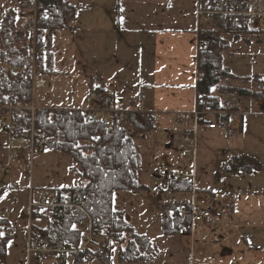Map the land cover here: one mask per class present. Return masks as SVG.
<instances>
[{
  "label": "rangeland",
  "instance_id": "374dc122",
  "mask_svg": "<svg viewBox=\"0 0 264 264\" xmlns=\"http://www.w3.org/2000/svg\"><path fill=\"white\" fill-rule=\"evenodd\" d=\"M68 1L77 6L75 34L72 37L66 31L55 33L53 48L64 53L61 57L68 59L70 63L66 66L67 70L64 69L59 76L48 77L50 83L46 89H33L32 103L36 109L80 108L84 98L89 96L91 80L96 78L103 80L109 87L115 83L118 97L130 103V99L142 95L143 90L148 88L146 84L140 85L138 78L133 74L135 64L138 65L135 55L144 52L145 47L131 49L128 55L126 50L118 49L114 45L116 25L119 23L120 27L124 28H131L134 23L149 26L152 25V20H156V24L163 27H173L180 24L181 18L190 15L192 6L196 7V0ZM19 8L18 0H0V19L5 10L19 11ZM144 20L149 22L144 24ZM108 23L110 27L107 28L104 24ZM235 36L241 38H227L230 49L224 53L225 66L239 75L240 70L243 69L244 73L249 70V74L245 75L250 76V79L242 81L243 87L242 82L238 85L255 93L258 83L253 81V76L264 72V36ZM209 50H213V47ZM145 53L147 56H143L144 59L152 56L149 51ZM150 65L147 61L146 69ZM116 66L118 68H115ZM213 92L217 93V88ZM221 97L222 101H235L239 98L230 95ZM252 100H255L254 97L242 99V114L236 111L231 115V127L227 135L216 133L215 138H210L200 133L197 138L200 122L197 123L193 117L196 125L193 132L196 142L198 141L193 171L190 169L192 161L182 157L180 145L170 143L171 136H167L166 130L171 126L169 120L168 125L160 123V126H155L143 137L134 135L135 145L140 148L143 159L139 182L146 186L148 191L115 193L113 207L125 214L137 234L147 235L157 246L158 256L155 264H190L194 256L197 260L199 257L202 259L204 255L209 264H264V101H256L255 107H251ZM1 133L0 130V143L4 135ZM237 156L243 157L246 167H251L252 172H224V166ZM166 161L169 165H166ZM23 167L22 170L14 165L10 170L16 173L21 171L19 179L16 180L22 186L27 185V171L32 173L29 184L35 189V200L44 189L65 190L79 182L74 172L73 160L50 148L43 154L35 155L32 170L26 165ZM177 172L183 179L192 180L198 191L200 190L197 199L205 198L209 204H215L224 213L217 228L204 224L208 226L206 236L199 244L195 243L194 251V246L187 247L190 244L188 234L192 235L191 231L176 237L162 233L161 205L166 200L184 202L177 193L165 194L166 174L172 176ZM11 180L8 174L0 176V186L8 188L0 200V211L4 208L12 210L13 214L9 220L14 228H21L24 226L23 222L15 220V215L19 209L26 211L29 198L25 193H21L24 190L9 188ZM18 234L19 232L16 235ZM183 237L187 238L186 242L182 240ZM225 249L233 251V254H225ZM223 253L225 256H222ZM21 254L11 242L4 264H18Z\"/></svg>",
  "mask_w": 264,
  "mask_h": 264
},
{
  "label": "trees",
  "instance_id": "16d2710c",
  "mask_svg": "<svg viewBox=\"0 0 264 264\" xmlns=\"http://www.w3.org/2000/svg\"><path fill=\"white\" fill-rule=\"evenodd\" d=\"M210 1L214 8L222 0ZM37 4L40 11L49 13L47 18H40L35 37L37 48L41 52L37 58L36 72L38 75L46 76L55 58L54 35L60 31H66L71 35L75 32L77 6L68 0H37ZM22 16L23 11L20 8L19 11L7 9L0 19V108L29 106L32 103L33 89L29 74L12 72L14 67L25 66L20 55L28 51V41L32 38L26 31L20 29ZM234 33L233 29L224 27H218L217 30L207 28L199 33L197 55L199 111L205 104L208 112L223 110V104L221 105L223 95L235 98L254 97L264 101L261 94L238 85L243 80L250 79L249 77H237L225 66L224 53L230 49L227 38H241ZM246 35L264 36V33L249 32ZM207 40L213 47L211 51L204 48ZM25 69L28 73L31 71L29 66ZM253 81L264 84V76L256 75ZM215 88L217 93L213 92ZM88 115L92 121L80 109H36L34 113L36 132L45 139L46 149L50 148L70 157L75 165L74 172L79 182L69 189L58 190L74 198L85 196L90 213L109 228L113 238L114 246L109 254L88 250L89 258L80 256L72 264H153L158 256L157 246L147 236L136 234L125 214L113 207L115 193L148 191V188L139 182L143 159L140 148L135 145L134 135L139 134V137H143L150 132L153 129L152 118L147 119L144 113H128L124 122L117 121L111 130H107L101 114L90 112ZM27 118H30L29 113ZM211 121L201 117L200 125H208ZM223 170L231 174L252 172L251 167H246L243 158L233 159ZM166 178L167 192H192L191 181L183 178L174 179L168 175ZM9 188L13 189L11 186ZM28 188L27 183L25 186L19 185L16 190ZM7 189L0 186V200ZM182 205L188 206L190 203L175 201L162 205L163 235L183 234L184 227L178 219V210ZM8 225V219L0 216V233H3ZM33 227L36 238L56 232L63 239L70 241L79 239L78 233L73 230L72 222L56 225L53 214H49L45 219H37ZM9 243L7 237L0 235V257L6 255Z\"/></svg>",
  "mask_w": 264,
  "mask_h": 264
},
{
  "label": "built area",
  "instance_id": "2783aa9c",
  "mask_svg": "<svg viewBox=\"0 0 264 264\" xmlns=\"http://www.w3.org/2000/svg\"><path fill=\"white\" fill-rule=\"evenodd\" d=\"M19 7L23 11L20 29L26 31L32 38L28 41V51L20 55V59L25 66H17L12 69L15 73H27L32 81V88H43L46 80L37 75L36 65L40 50L37 48L36 30L40 18H47L49 13L40 11L37 0H18ZM196 16L200 32L203 29L217 30L218 27L231 28L235 34H246L249 32L264 33V2L263 0H222L214 8L210 0H196ZM199 45V36L195 40ZM204 48H212L211 42L207 40ZM45 51V49H42ZM31 67L28 73L26 67ZM257 92L264 96V85H258ZM9 98V96H6ZM145 97L140 98V105H143ZM242 99L236 101H227L223 105V110L219 112H208L206 104L202 111L195 112L196 120L203 117L208 120V130L219 131L227 135L230 131L229 117L232 112L240 111ZM112 98L105 92L91 91L88 96L89 108L84 112L87 118L92 121L88 113L96 112L93 106L98 107L102 115V121L107 130H111L115 122H124L128 116V111H118L112 106ZM28 113L30 118L28 119ZM35 108L33 105L7 106L0 108V128L8 138V161L0 164V175L4 169L10 170L15 165L19 168L18 162L26 153L28 168L32 170L35 155L42 154L46 150L45 139L39 136L34 125ZM147 119H151V113H144ZM184 124V119L178 117L174 120V127L171 139L173 143L180 145L181 155L185 159H194L197 149L195 132L180 131V126ZM156 122L152 120L154 127ZM20 169V168H19ZM31 173V172H30ZM179 173L174 174L173 178L178 179ZM31 181V180H29ZM13 189L18 188V184L11 183ZM29 200L27 226L24 228V235L27 250L28 264H72L78 257L85 256L89 258L88 250L109 254L114 246L113 238L110 235L109 228L99 222L94 217L88 207L85 196L73 197L67 193H62L58 189H49L40 191L37 199L34 198L32 184H29ZM171 195V193H169ZM10 211L4 209L0 212L2 218H8ZM53 214L54 221L57 224L63 222H72L73 230L78 233V241H70L53 232L51 235H45L36 238L34 223L37 219L46 218ZM35 217H38L37 219ZM179 222L184 227L185 232H193L198 224H207L211 228H217L222 219L221 212L209 206L208 201L192 195L190 205H182L178 210ZM12 227L9 225L4 228L3 235L8 239L14 236ZM190 232V233H191ZM200 264H208L203 260Z\"/></svg>",
  "mask_w": 264,
  "mask_h": 264
},
{
  "label": "crops",
  "instance_id": "0c3cea01",
  "mask_svg": "<svg viewBox=\"0 0 264 264\" xmlns=\"http://www.w3.org/2000/svg\"><path fill=\"white\" fill-rule=\"evenodd\" d=\"M196 10L197 8L192 6V9L189 13L190 15L188 14L189 15L188 17L184 16L183 19L181 18L179 20L180 24L175 25L173 27H163L159 24H156V20H152L151 21L152 25H149V26H145V25L139 26V25H135L136 23H134L131 28L120 27L118 23L114 30L116 33L114 36L115 38L114 45L117 46L118 49L124 50V51L126 50V53L128 55L131 53L130 52L131 49H135L137 47L139 48L145 47L144 52H141L140 54L137 53L135 55V59L137 60L138 65L135 64L136 68L133 74H134V77L136 76L138 78L140 85L146 84L148 88L143 90L144 93L142 95L138 96L135 99H130V103H128L125 99H120L118 97V88L115 83L109 87L105 84L103 80H100L99 78L91 80L92 88L90 89L89 92L93 90H98V91L105 92L106 94L110 95L112 98V102H113L112 106L114 109L118 111H128V112L142 111V112L152 113L154 121L156 122V127L160 126V123L164 124L165 126L168 125L169 124L168 120H169L171 123V126L169 129H166L167 136L168 135L172 136L170 132H173L176 129V128L174 129V120L178 117H182L184 119V124L180 126L179 128L180 131L183 130L187 132H193L196 126L194 125L193 117H195L194 114H195V111L197 110V102H198L197 82L199 79V74L197 72V55L199 53V47L197 43L195 42L197 35L199 33ZM147 22H149V20L148 21L144 20V24H146ZM104 26L108 28L110 27V23L104 24ZM135 26H138V27H135ZM74 34L75 32L71 36L73 37ZM121 45H124V47H122ZM53 51L55 52V58L52 62V68L49 70L46 76L40 75L46 80L45 87L39 88L41 90L46 89V87L50 83L49 81L50 77L59 76L60 74H62L63 70L66 69V66L68 65V63H70L68 59H64L61 57V55L64 53H62L59 49L53 48ZM145 51H149L152 54V56L150 58L144 59L143 56L144 57L147 56V53H145ZM147 61H149L151 64L148 69H146L145 67V63ZM115 68H118V67L116 66ZM127 70H128V67H126L125 71ZM233 74L237 77H242V76L250 77L248 75H245V74H249V70H246V73H244L242 69L240 70V75L235 74V73ZM256 75L264 76V72L262 74H256ZM144 78L145 80H143ZM241 84L243 87L244 83L242 82ZM141 90L142 89L140 88V91ZM142 96L145 97V100H144L143 105H140V98ZM85 98H84L85 101L83 105L80 108H78L82 111L87 110L89 108L87 107L88 97L87 99ZM228 100L229 99L221 101V105L225 101H228ZM256 101L259 103H262L257 99L252 100L251 107L256 105L257 103ZM33 107L35 108V106ZM139 107H142L143 110L142 109L140 110ZM39 109L44 110L48 108H39ZM49 109H61V108H49ZM93 109L96 112L99 111L98 107L96 106H94ZM263 110H264V106H263ZM240 114L242 113L240 112ZM231 117L232 116H230L229 118L230 121H231ZM2 133L4 134L3 131ZM200 133L206 134L210 138H215L217 134L220 132L219 131H209L206 125H200V127L197 129V138H199ZM2 138H3L2 143H0V164H5L8 161V143L9 142L5 134L3 135ZM169 139L171 140L170 143L173 142L171 137H169ZM197 150H198V141H197ZM164 158L166 159V157ZM196 158H197V151H196L194 159L190 160L192 161V164L190 167L191 171H193L195 168ZM235 158H243V157L237 156L232 159H235ZM168 161L170 163V160ZM168 161H166V165H169ZM23 165H26V167L28 168V164L26 160V153H23L22 160L18 162V166L22 170L24 169ZM20 173L21 171L19 173H16L14 171H11V170L9 171V170L4 169V172L1 175L8 174V177L12 179L11 183H16V184L18 183L20 185V182L16 180V179H19ZM27 175L28 176L26 180L29 186V182H30L29 180H32V173L27 171ZM191 182H192V192L191 193H183V192L177 193L179 197L186 202H190L192 200V195L194 192H195L194 194L195 197H197L198 193L200 192V190L198 191L197 186L194 185V182L192 180ZM53 189H58V188H53ZM22 190H24L22 192L20 191L22 194L25 193L26 197L29 196V191L27 189H22ZM166 192L167 191H165V194ZM207 192L211 193V191H207ZM162 202H164V200ZM168 202H171V201L166 200L164 203H168ZM28 206L29 204H27L26 211L19 209L15 215V220L21 221V223L23 222L24 226H22L21 228L20 227L14 228V226L11 224L9 220L10 215L13 214L12 210H10V213L8 216V223L14 229V236L10 240V243L13 242L17 251L20 250L22 253L18 264H28L27 263L26 241H25V235H24V228L27 226ZM215 208H217L216 205H215ZM4 209H8V208H4ZM161 210H162V205H161ZM219 211L222 212L223 217H224L223 211L220 209ZM125 218L129 221V219L126 216ZM129 223L131 224L130 221ZM207 227L208 226L204 224L196 225L193 230L194 232H191L192 235L191 234L188 235L190 238L189 240L190 244H188L187 247L192 248L195 245V243L199 244L202 238L206 236ZM18 232L19 234L16 235ZM139 235H143V234H139ZM144 236H147V235H144ZM173 237H176V236H173ZM148 238L150 239V237ZM197 238L199 239L197 240ZM185 239L187 238L183 237L182 240L186 242ZM10 243L8 244V246L10 245ZM195 246L193 248V251L195 249ZM224 252L227 253V255L233 254V251L226 250V249ZM7 254H8V247L6 249V255L4 257H0V264L5 263ZM202 259H200L199 257L196 260L194 256V259L192 260L190 264H200L203 260H207L205 258L203 260Z\"/></svg>",
  "mask_w": 264,
  "mask_h": 264
},
{
  "label": "water",
  "instance_id": "95a60500",
  "mask_svg": "<svg viewBox=\"0 0 264 264\" xmlns=\"http://www.w3.org/2000/svg\"><path fill=\"white\" fill-rule=\"evenodd\" d=\"M225 254H227V253H225ZM225 254L223 253L222 256H225Z\"/></svg>",
  "mask_w": 264,
  "mask_h": 264
},
{
  "label": "snow or ice",
  "instance_id": "6c2138e0",
  "mask_svg": "<svg viewBox=\"0 0 264 264\" xmlns=\"http://www.w3.org/2000/svg\"><path fill=\"white\" fill-rule=\"evenodd\" d=\"M0 235H3V233H0Z\"/></svg>",
  "mask_w": 264,
  "mask_h": 264
},
{
  "label": "bare ground",
  "instance_id": "6f19581e",
  "mask_svg": "<svg viewBox=\"0 0 264 264\" xmlns=\"http://www.w3.org/2000/svg\"><path fill=\"white\" fill-rule=\"evenodd\" d=\"M41 53V52H40ZM35 125V124H34ZM36 129V128H35Z\"/></svg>",
  "mask_w": 264,
  "mask_h": 264
}]
</instances>
